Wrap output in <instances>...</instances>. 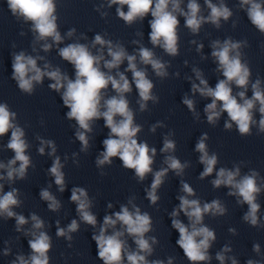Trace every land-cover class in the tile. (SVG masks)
Masks as SVG:
<instances>
[{
  "label": "clouds",
  "instance_id": "1",
  "mask_svg": "<svg viewBox=\"0 0 264 264\" xmlns=\"http://www.w3.org/2000/svg\"><path fill=\"white\" fill-rule=\"evenodd\" d=\"M184 0H101L94 6L102 18L107 17L108 12L105 8L115 7L116 15L127 26L136 22H143L149 15L148 21L150 32L148 34L152 48L145 47L140 40H133L132 43L139 45L133 54H129L124 44L119 40L114 41L105 31L97 33L90 45L80 43V40H87L84 33L77 36V29L70 28L66 37L71 39L76 37V42L68 43L60 47L65 40V36L59 31L57 0H6V4L11 14L17 22L29 24V30L33 33L32 51L36 52V43L44 41L41 48L44 52H49L55 45L58 55L64 61L74 67L75 79H70L68 74L62 72L60 67H54L44 56L27 54L26 51H13L11 53L12 74L10 78L16 83L19 91L31 96L35 93L37 85H43L47 78L51 83L48 88L57 93L63 102V106L68 109L65 118L74 121V137L80 142V153L87 154L91 148L94 125L97 120L104 121L108 135L102 141L103 151H100L95 158V165L100 170V175L104 176L105 166L110 167L115 158L122 162V167L131 170L138 183L145 181L149 174H152L150 187L144 189L145 198L151 206L158 205L161 197L158 194L161 187L166 182L168 173L172 171L176 176L183 177L185 169L190 164L188 161L183 163L174 153L177 149L176 141L173 139L175 132L169 130L163 137V147L161 153L167 154L164 158V167L154 171V158L157 150L150 147L144 141L138 140V134L142 132L143 126L135 122V112L130 107V101L126 94L133 91V85L138 92L141 113L149 110L148 102L159 103V96L154 93L155 85L148 78L147 67L150 66L155 76L161 80L168 78V68L171 67L169 61L157 57L154 48L163 49L164 53L170 57H176L180 53L179 26L180 17H183L184 27L193 35H198L205 24H211L216 29L222 27V21L228 22L234 15L233 10L227 6L226 0H204V5L208 9L207 15L202 13V6L198 0H187L186 9L182 7ZM125 7L127 11H125ZM238 8L246 12L251 25L264 35V0H238ZM236 22L233 21V28ZM20 35H25L21 32ZM137 36L143 38L142 32H137ZM52 43H48V40ZM196 44V51L203 49V43L196 40L191 41ZM99 46V47H97ZM16 47L15 44L12 45ZM211 56L217 63L216 71L221 73L223 79H219L215 87L209 86L208 80L203 76L199 68L193 67L195 80L192 81L191 91L193 96L197 93L201 97L211 98L203 111L206 122L213 127L221 118L223 113H227L228 119L224 122V129L231 131L235 126L240 136H251L253 127L257 128V134H264V79L257 75L252 80V70L249 63L244 58V49L249 47L247 39L234 40L227 37L223 41L216 39L211 41ZM92 49H96L94 54ZM109 57L110 59L106 58ZM127 61L124 72L119 71L120 66ZM38 61H45L43 67L38 66ZM185 64L188 62L185 61ZM102 69H106L104 71ZM113 70L115 75L112 74ZM131 73V80L125 75ZM179 75V73H175ZM191 80V77H188ZM233 85L242 89L235 95ZM115 93L105 98L109 89ZM251 88V97L246 93ZM188 111L192 114L194 121H200V113L196 110L195 100L187 94L182 99ZM258 112L259 119H256ZM43 127L45 121L40 120ZM163 121H157L150 126V132L155 133L157 128H164ZM10 132V138L6 144H0V150H10L14 156L7 162L0 161V220L7 222L14 220V231L21 236L28 238L30 254H15L9 264H50L49 253L53 248L52 237L48 234L46 221L35 212L28 218L15 211L20 208L24 201L21 198L23 193L13 187L18 180H25L28 176L30 167H34L32 158L27 153L31 147L26 138V131L18 123V114L12 111L7 102H0V138ZM35 139L39 141L37 152L40 156L47 155L52 157V164L47 169V174L54 178L57 190L63 193L67 188L66 174L63 171L65 163L69 159L57 155L58 146L52 139H45L37 134ZM209 135L205 132L200 135L195 144V151L200 155L199 163L203 165V171L199 173L198 179L204 180L215 173V178L210 181L215 189L221 186L228 189L227 195L236 198V204L247 205V211L242 216L243 222L251 227L264 228V221L260 217L261 204L259 197L264 193V176L255 169H249L242 174L241 168L245 162L234 163L232 168L220 167L217 170L219 156L216 152L210 154L207 141ZM46 149L49 151L46 152ZM72 161L79 166V153H72ZM9 190L5 191V185ZM180 191L176 199L179 204L175 206L168 216L171 220V228L178 232L179 236L176 245L182 249L183 256L189 264H211L213 258L219 264H240L235 255H232L233 248L231 242L226 243L215 253L213 257L210 249L217 240L214 229L205 224V217H223L228 209L224 202L219 198L211 202H202L196 195L195 189L183 179L180 181ZM42 188L39 197L47 202V209L53 213H59L63 207L62 202L49 191ZM76 208L79 219H72L65 227L61 226L60 220L55 221V236L64 238L68 242V247H72L73 234L79 232L81 224L91 226L92 240L97 247V259L102 264H174L176 257L169 256L165 262L162 259H149L153 256L159 240L154 232V222L152 216L142 211L137 205L136 197L131 196L127 199V204H119L118 211L106 212L102 223L98 226L97 215L91 210L94 206L95 198L89 196L85 187L73 186L69 199ZM106 208H114L112 202H108ZM181 213L187 217L188 223L181 219ZM31 222L30 228H25ZM232 235H237L235 228L228 230ZM30 237V238H29ZM133 248L129 244V239ZM13 241H4V248L0 250V255L8 257L13 254ZM252 251L260 259H247L245 264H264V252L261 245L257 242L252 246ZM68 257L65 258L67 264Z\"/></svg>",
  "mask_w": 264,
  "mask_h": 264
}]
</instances>
